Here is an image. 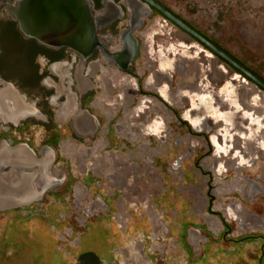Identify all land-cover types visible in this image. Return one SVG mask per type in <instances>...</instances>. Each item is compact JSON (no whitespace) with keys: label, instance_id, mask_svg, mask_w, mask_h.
Instances as JSON below:
<instances>
[{"label":"flooded vegetation","instance_id":"obj_1","mask_svg":"<svg viewBox=\"0 0 264 264\" xmlns=\"http://www.w3.org/2000/svg\"><path fill=\"white\" fill-rule=\"evenodd\" d=\"M18 1L21 0H8L9 7L6 3L0 4V26L11 23L20 39L35 47L21 54L14 65L16 74L0 68V151L16 148L32 151L41 166L30 171L40 175L41 183L35 182L34 189L43 192L34 201L0 213L23 212L42 205L55 209L65 206L68 201L60 195L72 187L71 162L74 159L79 170L87 175L83 187L92 186L91 181L97 188L101 187L95 193L110 210L104 193L106 188L116 192L122 190L124 184L111 182L108 186L105 178L92 177L108 169L107 174L114 179L119 169L122 171L128 164L117 156V149L131 143L139 144L142 149L158 141L163 146L172 144L175 150L182 144L185 146V142L206 144L215 158L211 159V172L216 176L221 175L224 168L222 163H217L218 158L237 154L234 157L238 165L245 164L234 142L236 137L246 138L250 129L237 130L240 125L236 126L234 114L254 119L250 111L255 114L256 110L252 105L238 103L250 99L245 96L249 89L236 94L230 78L242 79L246 85L251 84L250 79L160 9L145 0H90L91 13L95 18L101 17L102 26L96 31L98 45L87 54L73 46L52 49L35 39L25 38L10 13V8ZM152 1L264 83V77L219 45L217 33L211 34L217 32L215 28L211 27L209 34L190 22L186 17L190 14L186 3ZM197 18L199 24L205 26L202 21L206 15L200 13ZM230 70L233 71L231 77ZM8 84L25 97L23 103L6 87ZM251 85L255 88L251 101H258V93L264 98V88ZM262 111L256 117L259 121L260 116L264 117V105ZM258 123L264 126V122ZM171 127L175 131H171ZM180 129L186 131L183 136L177 133ZM157 148L156 153L161 154L172 149L170 146ZM152 153L153 159L156 153ZM185 156V152L181 153L172 166L179 167ZM10 170L9 167L4 169L3 174ZM233 186L240 187L232 183L230 188ZM238 188H234L235 191H243L242 187ZM223 211L229 220L234 219V208L223 207ZM107 217L101 216L102 219ZM243 239L264 241V235H247ZM135 245L130 252H138L136 256L144 258L143 241ZM155 249L163 253L164 248ZM204 249L206 246L202 252ZM108 252L109 261L101 258L98 264H120L118 250L113 247ZM263 257L262 247L258 264H264ZM150 258L149 253L145 262Z\"/></svg>","mask_w":264,"mask_h":264},{"label":"rangeland","instance_id":"obj_2","mask_svg":"<svg viewBox=\"0 0 264 264\" xmlns=\"http://www.w3.org/2000/svg\"><path fill=\"white\" fill-rule=\"evenodd\" d=\"M180 1L188 6L190 22L209 34L211 27L215 28L217 32L211 34L217 33L219 45L264 77V0ZM200 13L206 15L205 26L196 19ZM0 27V68L16 74L14 65L34 44L24 43L11 23ZM232 74L230 70V77ZM234 78L230 84L236 94L249 89L252 99L255 88ZM258 95V101L250 100L256 105V115L250 111L254 119L234 114L236 126L240 125L237 130L250 129L246 138L236 137L234 142L245 164L238 165L237 154L218 158L224 168L216 176L211 172V159L215 158L206 144L185 142L175 150L172 144L163 146L158 141L142 149L131 143L117 149V156L128 164L114 179L108 169L92 177L105 178L108 186L111 182L124 184L116 192L106 188L109 210L95 193L101 187L93 181L89 188L83 187L87 175L74 159L72 187L60 195L68 201L65 206L0 213V264H98L101 258L109 261L107 253L113 247L118 250L120 264H258L264 241L243 239L264 235V126L258 123L264 122V117L256 118L263 112L264 98ZM242 101L243 106L252 107L249 99ZM177 133L183 136L186 131ZM158 146L172 149L156 153ZM152 152L156 153L153 159ZM183 152L187 156L179 167H173ZM232 183L243 191H235L237 186L232 190ZM227 206L236 210L234 219L225 215L223 207ZM105 215L107 219H102ZM137 241L144 243V258L130 252ZM155 248H164L163 253ZM149 253L152 258L145 262Z\"/></svg>","mask_w":264,"mask_h":264},{"label":"water","instance_id":"obj_3","mask_svg":"<svg viewBox=\"0 0 264 264\" xmlns=\"http://www.w3.org/2000/svg\"><path fill=\"white\" fill-rule=\"evenodd\" d=\"M145 1L160 9L171 21L196 37L219 57L240 70L255 87L257 84L264 88V83L238 65L223 51L214 47L152 0ZM5 3L9 7L8 0H0V4ZM91 9L92 2L90 0H21L18 1L15 7L10 8V13L25 38L35 39L38 43L52 49L71 48L73 46L72 48L84 50L88 54L98 45L99 38L96 35V31L98 27L102 26L99 20L101 17L95 18L91 13ZM77 43L81 45L79 46ZM250 86L253 87L252 85ZM6 87H9L22 103L24 102L25 97L20 96L11 85L8 84ZM247 95L248 93L246 92L245 96ZM239 98L240 96L238 95ZM250 100L249 104L255 107L250 103ZM238 103L242 104L243 101L240 100ZM39 166V161L35 159L32 151L26 148L0 151V211L17 208L19 205L27 204L39 198L43 191L42 189L36 191L34 184L35 182L41 183L38 181L40 175L30 172ZM8 167L11 168L10 172L3 174V170ZM14 168H17L18 171L14 170Z\"/></svg>","mask_w":264,"mask_h":264}]
</instances>
